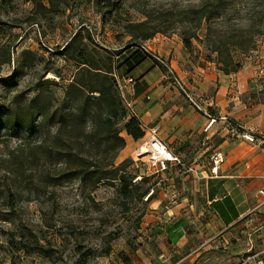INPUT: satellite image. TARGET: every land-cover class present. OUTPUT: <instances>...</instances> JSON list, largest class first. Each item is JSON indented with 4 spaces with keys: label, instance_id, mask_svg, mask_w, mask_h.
Returning a JSON list of instances; mask_svg holds the SVG:
<instances>
[{
    "label": "rangeland",
    "instance_id": "374dc122",
    "mask_svg": "<svg viewBox=\"0 0 264 264\" xmlns=\"http://www.w3.org/2000/svg\"><path fill=\"white\" fill-rule=\"evenodd\" d=\"M205 1L201 0L200 4ZM40 2L44 8L38 9L28 0H0V112L3 116L25 109L39 90L52 106L60 105L76 66L64 60L59 51L80 28L88 31L94 44L118 51L128 40L123 29L125 24L147 17L153 23H163L162 33L154 37L182 42L181 32L186 27L180 23L179 13L200 5L189 2L185 6L182 0ZM241 27L255 34L254 49L246 54L233 51L235 60L241 64L238 71L245 66L253 71L252 83H248L245 91L241 90V99L254 116L238 122L227 117L232 124L264 136L259 129L250 130L249 126L257 124L252 119L264 109V0H238L220 20L211 24L210 34L238 32ZM203 34L204 26L197 31L201 41L193 39L190 49L183 47L191 62L217 69L215 55L209 53L211 42ZM151 44L145 45L149 51ZM149 61L163 76L161 83L166 84V92L173 91L172 87L180 91L166 69L152 59ZM46 80L50 83L41 84ZM182 87L202 110L212 117H220L210 102L216 96L215 86L203 93L207 98ZM230 89L239 91L232 86ZM166 92L162 90L157 96L164 97ZM122 101L129 110L123 98ZM189 105L193 113L205 118L196 107ZM123 124L124 121L119 123L118 129L126 145L117 153L114 164L124 162L128 179L137 185L126 199L117 192V182L114 187L101 185L91 191L71 176L60 178L64 167L46 158L38 148L40 141L51 139L56 127L44 138L38 134L16 138L9 131H0V264H213L211 257L217 255L224 257L225 264H241L247 256L264 250V243L256 238L252 240L244 230L242 234L232 232L227 245L206 249L202 245L206 232L202 231L198 239L197 210L185 205L193 199L189 197L191 190L198 186L183 179L187 175L192 178L190 166L195 158L203 165H213L214 144L221 138L219 135L238 146L235 148L240 152H235L236 157L250 153L246 147L264 152L232 138L220 125L213 135L204 133L202 121L196 132L178 139L163 137L166 133L161 135L157 129L156 138L182 162L181 167H172L160 174L155 173L149 154L141 151L142 147L146 150L151 128L141 125L144 137L134 141L126 136ZM190 134L191 138L184 141ZM258 152L252 153L256 157ZM177 169L180 172L174 171ZM10 203L12 207L8 206ZM201 219L211 218L201 211L198 220ZM39 246L44 248V253ZM260 258L264 261V254Z\"/></svg>",
    "mask_w": 264,
    "mask_h": 264
},
{
    "label": "trees",
    "instance_id": "16d2710c",
    "mask_svg": "<svg viewBox=\"0 0 264 264\" xmlns=\"http://www.w3.org/2000/svg\"><path fill=\"white\" fill-rule=\"evenodd\" d=\"M28 1L38 9L44 8L40 0ZM237 1L207 0L179 13V21L186 27L181 32L183 46L190 49L193 39L200 42L197 31L204 26L203 37L211 42L209 53L215 55L217 69L225 75L241 67L233 51L246 54L255 48V34L244 27L238 32L210 34L211 24L220 20ZM162 24L153 23L147 17L140 22L128 21L123 27L128 40L118 51L94 44L88 31L80 28L59 51L64 60L76 66L60 105L52 106L39 90L25 109L5 116L0 112V131H9L16 138L33 134L44 138L56 127L51 139L40 141L38 148L46 158L64 167L60 178L71 176L91 191L101 185L114 187L117 182V192L126 199L137 185L128 179L124 162L114 164L117 153L126 145L118 125L124 121L123 131L134 141L144 137V130L137 118L128 115L118 80L127 78L148 59L165 70L143 48L144 42L162 33ZM8 206L12 207V203ZM39 247L43 252L44 248Z\"/></svg>",
    "mask_w": 264,
    "mask_h": 264
},
{
    "label": "crops",
    "instance_id": "0c3cea01",
    "mask_svg": "<svg viewBox=\"0 0 264 264\" xmlns=\"http://www.w3.org/2000/svg\"><path fill=\"white\" fill-rule=\"evenodd\" d=\"M149 42L152 43L151 53L167 62L176 78L187 90H194L203 95L209 87L217 88L216 96L210 102L217 108L220 117L228 116L238 122L242 118L250 120L251 116H254L251 109H246L247 106L242 104L241 99V92L247 89L248 83H252L253 71L250 66H245L234 75H225L208 64L191 62L181 41L174 38L154 37L146 41ZM146 61L143 63L147 64L143 66L142 63L127 77L132 78L133 83H127L126 78L118 80L123 87L121 94L129 108L128 115L137 118L143 127L149 129L157 127L161 135L166 133L163 137L174 136L178 139L184 134L194 133L199 121H202L203 132L206 119L193 113L190 103L183 94L181 96L176 87H172L173 91L166 92L167 87H164L166 84L161 83L163 76H160V71L151 61ZM231 86L239 91L231 90ZM162 90L166 92L165 96L158 97L157 94ZM171 96L173 97L170 98ZM261 110L262 112L252 119L257 124L252 125L254 123L249 122V126L250 130L255 127L259 132L264 133V109ZM218 125L224 128L218 123L210 131L211 135L217 131ZM191 135H186L184 141H188ZM217 137L221 138H218L214 144L215 152L223 155L222 163L217 167L210 164L203 165L201 160L197 162L195 158L190 166L192 178L188 175L183 178L191 180L189 183L193 186H198L191 190L189 197L193 199L185 204L197 210L196 217L200 226L197 228L198 239L201 238L202 231L206 232L203 235L202 245L209 249L215 245H227L232 232L242 234L244 230L243 232L248 233L252 240L256 238L264 243V205L257 207L259 203L257 192L264 190V154L254 148L246 147L250 153L236 157L235 152L236 154L240 152L235 148L238 146L229 144L224 136ZM260 151L264 152V149ZM252 152H258L256 157ZM247 154L248 157H244ZM169 169L172 170V167ZM174 171L180 172V169ZM201 211L206 212L211 219L198 220ZM253 231L256 232L255 236L252 235ZM251 249L252 246L248 250ZM211 258L213 264H225L224 257L217 255Z\"/></svg>",
    "mask_w": 264,
    "mask_h": 264
},
{
    "label": "built area",
    "instance_id": "2783aa9c",
    "mask_svg": "<svg viewBox=\"0 0 264 264\" xmlns=\"http://www.w3.org/2000/svg\"><path fill=\"white\" fill-rule=\"evenodd\" d=\"M143 48L146 52H149L152 57L159 62L165 69L167 75L171 77L173 85L177 86L181 93L189 100V102L197 108L198 111L202 112L205 116L206 123L203 128L204 133L210 132L215 125L218 123H221V125L225 128L227 133H230V136L232 138H236L237 140L242 141L243 143L252 145L255 148L263 149L264 148V136L262 135H255L250 131L244 130L240 125L238 124H232L229 120V118L222 116L219 118H215L210 116L208 113H206L204 110L200 108L197 102H195L190 96L186 93L184 88L182 87L179 80L174 76L172 69L170 66L167 65L166 62H164L161 58L156 56L155 54H152L148 48L143 45ZM127 83H133L132 78H126L125 79ZM118 88L120 93H122L123 87L118 82ZM152 136L149 137L147 142H145L146 146V152L150 156L151 165L154 167L155 173H164L165 171L169 170L171 167H181L182 162L179 157L173 155L168 148L159 141L155 133L157 131V127H153L150 129ZM157 144V146L155 145ZM213 166L217 167L222 162V155L221 153H216L212 157ZM257 196L259 198V203L257 207H260L264 205V190H258ZM264 254V250L252 254L250 256H247L241 264H264V261L260 258L261 255Z\"/></svg>",
    "mask_w": 264,
    "mask_h": 264
},
{
    "label": "clouds",
    "instance_id": "9594fccd",
    "mask_svg": "<svg viewBox=\"0 0 264 264\" xmlns=\"http://www.w3.org/2000/svg\"><path fill=\"white\" fill-rule=\"evenodd\" d=\"M189 2L193 3V4H200L201 0H182V4L183 5H187Z\"/></svg>",
    "mask_w": 264,
    "mask_h": 264
},
{
    "label": "bare ground",
    "instance_id": "6f19581e",
    "mask_svg": "<svg viewBox=\"0 0 264 264\" xmlns=\"http://www.w3.org/2000/svg\"><path fill=\"white\" fill-rule=\"evenodd\" d=\"M155 145L157 146V144H155ZM141 151H142V152H145V151H146V150H145V147H142V148H141Z\"/></svg>",
    "mask_w": 264,
    "mask_h": 264
}]
</instances>
